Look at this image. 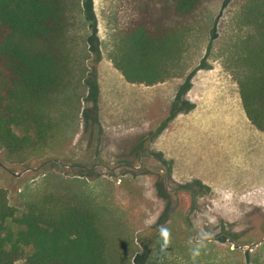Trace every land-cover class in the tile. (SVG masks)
<instances>
[{
    "label": "rangeland",
    "instance_id": "rangeland-1",
    "mask_svg": "<svg viewBox=\"0 0 264 264\" xmlns=\"http://www.w3.org/2000/svg\"><path fill=\"white\" fill-rule=\"evenodd\" d=\"M80 1L72 78L50 110L52 139L18 155L0 148V187L10 204L21 214L28 200L52 190L88 202L109 238L111 264H264V131L246 114L235 62L254 33L244 18L248 0L207 2L183 38L180 58L168 65L174 76L167 81L187 85L172 133L182 122L188 138L197 136V120L199 132L215 133L204 137L205 160L184 162L181 178L176 156L153 149L150 135L160 122L150 129L146 113L124 104L100 118L91 100L88 81L99 65H115L138 1ZM227 128L230 136L218 132ZM160 226L169 230L163 250Z\"/></svg>",
    "mask_w": 264,
    "mask_h": 264
},
{
    "label": "trees",
    "instance_id": "trees-1",
    "mask_svg": "<svg viewBox=\"0 0 264 264\" xmlns=\"http://www.w3.org/2000/svg\"><path fill=\"white\" fill-rule=\"evenodd\" d=\"M137 1L112 59L129 82L153 85L174 76L168 65L180 58L183 38L211 0ZM80 2L0 0V148L11 154L53 137L50 110L72 78V25ZM244 14L254 33L241 43L236 76L248 117L264 131V0H248ZM94 76L88 82L96 104ZM25 206L18 214L0 187V264H111L109 238L88 202L52 190Z\"/></svg>",
    "mask_w": 264,
    "mask_h": 264
},
{
    "label": "crops",
    "instance_id": "crops-1",
    "mask_svg": "<svg viewBox=\"0 0 264 264\" xmlns=\"http://www.w3.org/2000/svg\"><path fill=\"white\" fill-rule=\"evenodd\" d=\"M97 80L99 93L96 108L98 109L97 114H99V117L102 113L107 112L116 114L121 110V105L124 104L127 105V109L130 111L146 113L152 123L150 129L153 125L160 122L158 127L152 130L154 133L150 135L153 136V149L163 153V157L165 158H175L176 156V176L178 178L185 175L181 172L183 167H188L183 164L184 162L200 158H202L201 161L205 160L203 157L208 149H205L206 146H203L204 137H212L215 133L209 134L206 130L199 132L202 127L198 120L197 126L199 135L197 132V136L188 138L186 132L187 124L182 125V122L179 124V134H177V131L172 133V122L183 112V109L177 104V108L179 110L176 114H172L173 107L176 101L179 103L182 87L185 90L187 89L185 85L186 83L180 82L178 85L177 82L171 83V81L167 80L153 85H147L145 83H132L129 82L123 75L122 71L113 64L103 66L99 65L97 68ZM125 82L126 84H131L132 87L137 88V90H134L133 88H125ZM147 98L150 99L148 107H146ZM214 121L215 118H213V123ZM162 124H165L163 128H161ZM232 131V128H227L224 132H218L224 135L228 134L230 136ZM191 140H194L197 146L190 147ZM197 141L199 144H197ZM174 152H176V155L173 154ZM194 175L201 177L199 174ZM206 181L212 182L209 180Z\"/></svg>",
    "mask_w": 264,
    "mask_h": 264
},
{
    "label": "clouds",
    "instance_id": "clouds-1",
    "mask_svg": "<svg viewBox=\"0 0 264 264\" xmlns=\"http://www.w3.org/2000/svg\"><path fill=\"white\" fill-rule=\"evenodd\" d=\"M160 233L161 236L163 237V245H162V250L168 246L169 243V230L164 227L160 226ZM194 255H198V251L193 253Z\"/></svg>",
    "mask_w": 264,
    "mask_h": 264
},
{
    "label": "flooded vegetation",
    "instance_id": "flooded-vegetation-1",
    "mask_svg": "<svg viewBox=\"0 0 264 264\" xmlns=\"http://www.w3.org/2000/svg\"><path fill=\"white\" fill-rule=\"evenodd\" d=\"M186 88H187V85H186ZM98 93H99V91H98ZM98 93H97V94H98Z\"/></svg>",
    "mask_w": 264,
    "mask_h": 264
},
{
    "label": "bare ground",
    "instance_id": "bare-ground-1",
    "mask_svg": "<svg viewBox=\"0 0 264 264\" xmlns=\"http://www.w3.org/2000/svg\"><path fill=\"white\" fill-rule=\"evenodd\" d=\"M196 100V99H195Z\"/></svg>",
    "mask_w": 264,
    "mask_h": 264
}]
</instances>
